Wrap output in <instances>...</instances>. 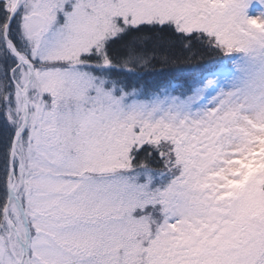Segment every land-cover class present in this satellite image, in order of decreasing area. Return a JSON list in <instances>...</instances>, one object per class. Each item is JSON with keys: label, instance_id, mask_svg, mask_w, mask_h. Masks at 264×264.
Masks as SVG:
<instances>
[{"label": "snow or ice", "instance_id": "obj_1", "mask_svg": "<svg viewBox=\"0 0 264 264\" xmlns=\"http://www.w3.org/2000/svg\"><path fill=\"white\" fill-rule=\"evenodd\" d=\"M0 264H264V0H0Z\"/></svg>", "mask_w": 264, "mask_h": 264}, {"label": "trees", "instance_id": "obj_2", "mask_svg": "<svg viewBox=\"0 0 264 264\" xmlns=\"http://www.w3.org/2000/svg\"><path fill=\"white\" fill-rule=\"evenodd\" d=\"M119 47V45H117ZM217 57L215 56H205L204 59H200L197 57L195 61H191L188 65H186V68L191 69L190 71H184L181 73H177L176 75H168V69L165 67L164 68V75H160L159 70L162 67L161 65H157V71L154 72L153 74L146 75L144 77L143 82H149L150 84H155V83H161L164 81H172L177 84H184L185 82L191 81L196 75H198V72L196 69L201 66V65H208L212 61L216 60Z\"/></svg>", "mask_w": 264, "mask_h": 264}]
</instances>
